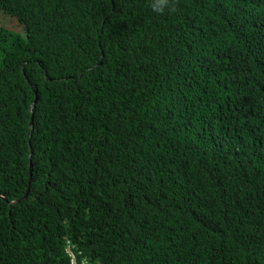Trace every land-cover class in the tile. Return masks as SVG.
Returning a JSON list of instances; mask_svg holds the SVG:
<instances>
[{
    "label": "trees",
    "instance_id": "16d2710c",
    "mask_svg": "<svg viewBox=\"0 0 264 264\" xmlns=\"http://www.w3.org/2000/svg\"><path fill=\"white\" fill-rule=\"evenodd\" d=\"M264 264V0H0V264Z\"/></svg>",
    "mask_w": 264,
    "mask_h": 264
},
{
    "label": "built area",
    "instance_id": "2783aa9c",
    "mask_svg": "<svg viewBox=\"0 0 264 264\" xmlns=\"http://www.w3.org/2000/svg\"><path fill=\"white\" fill-rule=\"evenodd\" d=\"M67 252L70 257V264H90L88 259L79 256V254L73 249L71 245H68Z\"/></svg>",
    "mask_w": 264,
    "mask_h": 264
}]
</instances>
